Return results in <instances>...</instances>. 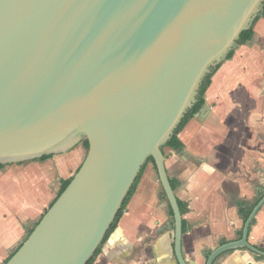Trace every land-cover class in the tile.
I'll return each instance as SVG.
<instances>
[{
	"label": "water",
	"instance_id": "obj_1",
	"mask_svg": "<svg viewBox=\"0 0 264 264\" xmlns=\"http://www.w3.org/2000/svg\"><path fill=\"white\" fill-rule=\"evenodd\" d=\"M264 0H0V164L66 154L88 142L71 182L5 264H89L150 158L184 257L183 214L164 147L204 82L239 47ZM264 195L238 240L248 249Z\"/></svg>",
	"mask_w": 264,
	"mask_h": 264
},
{
	"label": "crops",
	"instance_id": "obj_2",
	"mask_svg": "<svg viewBox=\"0 0 264 264\" xmlns=\"http://www.w3.org/2000/svg\"><path fill=\"white\" fill-rule=\"evenodd\" d=\"M178 138L182 146H165L164 154L186 223L183 254L189 264H206L211 251L241 237L243 212L264 195V17L255 23L252 38L214 74L204 106ZM3 193L0 186L2 202ZM3 204L0 264L19 248L26 220L6 215ZM171 210L156 165L149 162L94 264H180L170 236ZM249 241L264 251V205ZM215 264H264V256L237 249Z\"/></svg>",
	"mask_w": 264,
	"mask_h": 264
},
{
	"label": "rangeland",
	"instance_id": "obj_3",
	"mask_svg": "<svg viewBox=\"0 0 264 264\" xmlns=\"http://www.w3.org/2000/svg\"><path fill=\"white\" fill-rule=\"evenodd\" d=\"M87 150L82 142L66 154L0 166V186L5 192L3 202L8 205L6 215L11 217L18 215L17 217L26 219L25 234L17 247L51 207L61 190L62 183L72 178L78 171ZM3 202L0 200V207L4 205ZM1 264H5V259Z\"/></svg>",
	"mask_w": 264,
	"mask_h": 264
},
{
	"label": "trees",
	"instance_id": "obj_4",
	"mask_svg": "<svg viewBox=\"0 0 264 264\" xmlns=\"http://www.w3.org/2000/svg\"><path fill=\"white\" fill-rule=\"evenodd\" d=\"M262 16H264V11H263L262 15H260V16L256 19L255 23H256V22H257ZM255 23H254V25H255ZM254 25H253V27H252L251 29H249V30H247V31H244V32L242 33L241 38H240V40H239V45L244 44L245 42H247L248 40H250V39L252 38V36H253V34H254ZM235 51H236V50L232 51V52L229 54V56H228V60L231 59V58L233 57ZM222 64H223V63H222ZM222 64L218 65V66L214 69V71L209 75V77L206 79V81L204 82V85H203V87H202V90H201V93H200V96H199V100H198V102L194 105L193 109L190 111V113H189V114L187 115V117L184 119V121L182 122V124H181V126L179 127V129L176 131V133L173 135V137L171 138V140L168 142L167 146H171V147H173V148H179L180 146H182V143H181V141L179 140L178 135H179V133L183 130V128L186 126V124L189 122V120H190L195 114H197V113L200 111V109L204 106V104H205V94H206V92H207L209 86H210L211 83H212V78H213L214 74L218 71V69L221 67ZM84 144H85V146L88 148V142H87L86 140L84 141ZM51 156H52V155H51ZM51 156H43V157L41 158V160H44V159L49 158V157H51ZM149 162H153V163H154V160H153L152 158H150L149 161H148V163H149ZM148 163H147V164H148ZM0 166L2 167V166H4V165L0 164ZM145 168H146V167H145ZM145 168L143 169V172H144ZM142 174H143V173H142ZM142 174H141V176H142ZM141 176L139 177V179L137 180V182H136V184L134 185L133 189L131 190L129 196L127 197V199H126V201H125V203H124V205H123V208H122V210L120 211L118 217L116 218V220H115V222H114V224H113V226H112V229L110 230V232H109L108 235L106 236L105 241L108 239V237H109V235L111 234V232L116 228V226H117L119 220L121 219L122 215L124 214V212H125V210H126V208H127V206H128L129 201L131 200L132 196H133L134 193L136 192V189H137L138 183H139V181H140V179H141ZM72 178H73V177H72ZM72 178H70V179H68V180H65V181L62 183L61 190H60V192H59L57 198H58V197L61 195V193L66 189V187H67V186L69 185V183L71 182ZM171 183H172V182H171ZM172 186H173V188H175L176 184H175V183H172ZM57 198H56V199H57ZM56 199L54 200V202L56 201ZM260 199H261V198H260ZM260 199H259V200H260ZM259 200H258V201H259ZM258 201H257V203H258ZM54 202H53V203H54ZM53 203H52V204H53ZM257 203H256V204H257ZM52 204H51V206H52ZM256 204H255V205H256ZM255 205H254V206H255ZM171 213H173V210H171ZM249 213H250V211H245V212H243V214H244V216H245L246 219H247ZM37 224H38V223H37ZM185 227H186V223H184V221H183V228L185 229ZM34 228H35V227H34ZM32 231H33V230H32ZM32 231H31V232H32ZM31 232H30V233H31ZM30 233H29V234H30ZM241 235H242V234H241ZM21 245H22V244H21ZM21 245H20V246H21ZM20 246H19V247H20ZM18 249H19V248H18ZM18 249H17V250H18ZM100 249H101V248H100ZM100 249H99V251L97 252V254L100 252ZM17 250H16V251H17ZM16 251H15V252H16ZM15 252H14V253H15ZM14 253H13V254H14ZM13 254H12V255H13ZM12 255H11V256H12ZM11 256H10V257H11ZM96 256H97V255H96ZM96 256L94 257V259H93L89 264H94V261H95V259H96ZM10 257H9V258H10Z\"/></svg>",
	"mask_w": 264,
	"mask_h": 264
},
{
	"label": "flooded vegetation",
	"instance_id": "obj_5",
	"mask_svg": "<svg viewBox=\"0 0 264 264\" xmlns=\"http://www.w3.org/2000/svg\"><path fill=\"white\" fill-rule=\"evenodd\" d=\"M264 16H262L261 18H263ZM187 125V124H186Z\"/></svg>",
	"mask_w": 264,
	"mask_h": 264
}]
</instances>
